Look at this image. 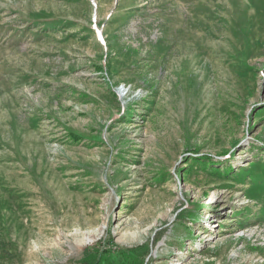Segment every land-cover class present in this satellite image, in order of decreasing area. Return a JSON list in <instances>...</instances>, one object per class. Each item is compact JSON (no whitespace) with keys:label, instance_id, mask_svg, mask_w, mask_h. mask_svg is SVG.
<instances>
[{"label":"rangeland","instance_id":"374dc122","mask_svg":"<svg viewBox=\"0 0 264 264\" xmlns=\"http://www.w3.org/2000/svg\"><path fill=\"white\" fill-rule=\"evenodd\" d=\"M0 264H264V0H0Z\"/></svg>","mask_w":264,"mask_h":264}]
</instances>
